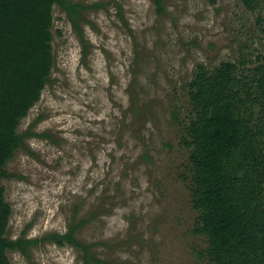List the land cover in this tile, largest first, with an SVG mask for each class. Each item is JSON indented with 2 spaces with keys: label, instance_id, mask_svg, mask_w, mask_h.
<instances>
[{
  "label": "rangeland",
  "instance_id": "obj_1",
  "mask_svg": "<svg viewBox=\"0 0 264 264\" xmlns=\"http://www.w3.org/2000/svg\"><path fill=\"white\" fill-rule=\"evenodd\" d=\"M68 1L82 33L54 7L51 82L1 181L7 237L37 241L10 263L204 264L184 181L186 86L199 64L240 61L248 75L264 53V0L254 12L243 0H162V11L154 0ZM71 227L87 252L47 239Z\"/></svg>",
  "mask_w": 264,
  "mask_h": 264
},
{
  "label": "trees",
  "instance_id": "obj_2",
  "mask_svg": "<svg viewBox=\"0 0 264 264\" xmlns=\"http://www.w3.org/2000/svg\"><path fill=\"white\" fill-rule=\"evenodd\" d=\"M154 1L162 11V0ZM243 1L256 11L255 0ZM55 6L81 34L80 7L68 0H0V264H11L9 252L26 254L37 243L7 237L12 208L1 181L11 178L6 167L31 135L19 134L21 121L51 82ZM244 67L240 61H223L213 70L199 64L186 86L184 181L190 180L192 233L204 239L205 248L196 252L204 264H264V53L248 75ZM179 118L174 112L173 120ZM75 230L47 239L87 252Z\"/></svg>",
  "mask_w": 264,
  "mask_h": 264
}]
</instances>
